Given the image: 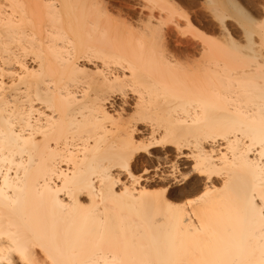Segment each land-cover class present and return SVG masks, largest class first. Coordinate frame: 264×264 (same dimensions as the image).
<instances>
[{
  "label": "bare ground",
  "instance_id": "1",
  "mask_svg": "<svg viewBox=\"0 0 264 264\" xmlns=\"http://www.w3.org/2000/svg\"><path fill=\"white\" fill-rule=\"evenodd\" d=\"M135 1L0 0V264H264V24Z\"/></svg>",
  "mask_w": 264,
  "mask_h": 264
},
{
  "label": "rangeland",
  "instance_id": "2",
  "mask_svg": "<svg viewBox=\"0 0 264 264\" xmlns=\"http://www.w3.org/2000/svg\"><path fill=\"white\" fill-rule=\"evenodd\" d=\"M111 1L110 3H112L111 5H115V7L117 6H121L123 10L125 9H130V10H137L138 8H134V2L135 0H109ZM174 2V5H176V9H179V11H184V12H188L190 13V15H193V17L196 19V21H198L196 26L198 27V31L200 34H207V37H215L216 39H219L221 41L224 40V36L221 33V31L219 30V28L217 27V22L214 21L213 16H211L210 14V5L205 1V0H172ZM206 3H205V2ZM233 2H235L236 4H238L239 6H241L244 10H246L248 13H250L252 15V17L254 18V26L257 25L256 30L254 31L255 35V39L258 40L259 39V33L261 32L262 29V25L264 24V21L262 19L263 15H264V0H231ZM126 2V3H125ZM136 2V1H135ZM128 3V4H127ZM133 4V5H132ZM213 5V3H210ZM129 5V6H128ZM133 6V7H132ZM114 7V6H113ZM195 13V15H194ZM201 16V17H200ZM202 20V21H201ZM200 21V22H199ZM202 22V23H201ZM206 22V23H205ZM228 23H230L231 28H233V31L235 33V38L239 41H242V26H241V20L237 19V18H231V20H228ZM202 24V25H201ZM200 26V28H199ZM205 26V27H204ZM207 26V27H206ZM209 26V27H208ZM260 27V28H258ZM259 29V33H258V29ZM241 29V30H240ZM237 32H236V31ZM257 31V32H256ZM175 33V31H174ZM175 33V37L176 39L179 38L180 36ZM204 34V36H206ZM188 38L185 37H180L181 39H185L187 41H189L190 44L192 45H197L198 40L196 38H191L190 35H187ZM186 36V37H187ZM174 38V39H175ZM190 39V40H189ZM184 40V41H185ZM194 40V41H193ZM195 41L197 43H195Z\"/></svg>",
  "mask_w": 264,
  "mask_h": 264
},
{
  "label": "snow or ice",
  "instance_id": "3",
  "mask_svg": "<svg viewBox=\"0 0 264 264\" xmlns=\"http://www.w3.org/2000/svg\"><path fill=\"white\" fill-rule=\"evenodd\" d=\"M189 203H191V201ZM262 211H264V209H262ZM20 256L24 264H34L33 260L28 254V250H20Z\"/></svg>",
  "mask_w": 264,
  "mask_h": 264
}]
</instances>
